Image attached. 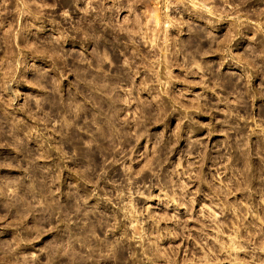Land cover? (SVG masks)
Segmentation results:
<instances>
[{
	"label": "rangeland",
	"instance_id": "374dc122",
	"mask_svg": "<svg viewBox=\"0 0 264 264\" xmlns=\"http://www.w3.org/2000/svg\"><path fill=\"white\" fill-rule=\"evenodd\" d=\"M0 264H264V0H0Z\"/></svg>",
	"mask_w": 264,
	"mask_h": 264
},
{
	"label": "bare ground",
	"instance_id": "6f19581e",
	"mask_svg": "<svg viewBox=\"0 0 264 264\" xmlns=\"http://www.w3.org/2000/svg\"><path fill=\"white\" fill-rule=\"evenodd\" d=\"M195 13H197V12H195ZM192 16H193V15H192ZM198 17H199V16H198ZM17 207H18V206H17ZM16 209H17V208H16ZM28 245H29V244H28ZM4 252H5V251H4ZM4 252H3V253H4ZM8 252H9V251H8Z\"/></svg>",
	"mask_w": 264,
	"mask_h": 264
}]
</instances>
